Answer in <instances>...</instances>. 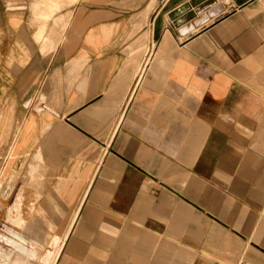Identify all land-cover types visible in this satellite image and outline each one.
<instances>
[{
    "label": "crops",
    "instance_id": "crops-1",
    "mask_svg": "<svg viewBox=\"0 0 264 264\" xmlns=\"http://www.w3.org/2000/svg\"><path fill=\"white\" fill-rule=\"evenodd\" d=\"M0 169L53 264H264V0H0Z\"/></svg>",
    "mask_w": 264,
    "mask_h": 264
},
{
    "label": "rangeland",
    "instance_id": "rangeland-1",
    "mask_svg": "<svg viewBox=\"0 0 264 264\" xmlns=\"http://www.w3.org/2000/svg\"><path fill=\"white\" fill-rule=\"evenodd\" d=\"M6 172L0 169V264H53L64 235L55 234L53 226L43 233L46 219L33 216L37 214L36 203L27 200L28 191L23 194L22 171L14 170V177L9 179ZM56 236L60 237L58 243L54 242ZM19 243L33 245L34 255L17 250ZM48 253L52 255L48 257Z\"/></svg>",
    "mask_w": 264,
    "mask_h": 264
},
{
    "label": "bare ground",
    "instance_id": "bare-ground-1",
    "mask_svg": "<svg viewBox=\"0 0 264 264\" xmlns=\"http://www.w3.org/2000/svg\"><path fill=\"white\" fill-rule=\"evenodd\" d=\"M54 242H55V243H56V242L58 243L59 240L56 239ZM48 254H49L48 257H50V256L52 255V253H48Z\"/></svg>",
    "mask_w": 264,
    "mask_h": 264
}]
</instances>
